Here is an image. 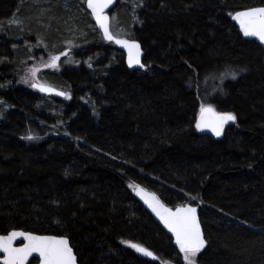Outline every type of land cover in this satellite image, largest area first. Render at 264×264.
Instances as JSON below:
<instances>
[{"label":"trees","instance_id":"1","mask_svg":"<svg viewBox=\"0 0 264 264\" xmlns=\"http://www.w3.org/2000/svg\"><path fill=\"white\" fill-rule=\"evenodd\" d=\"M259 6L117 0L111 21L141 45V71L103 40L85 0H0V235L66 236L78 264H185L134 198L140 185L198 206V264H264V49L231 22ZM34 48L90 63L39 73L66 101L23 82ZM209 103L237 116L219 140L195 129Z\"/></svg>","mask_w":264,"mask_h":264},{"label":"snow or ice","instance_id":"2","mask_svg":"<svg viewBox=\"0 0 264 264\" xmlns=\"http://www.w3.org/2000/svg\"><path fill=\"white\" fill-rule=\"evenodd\" d=\"M114 0H86L87 8L91 9L99 28L103 31V38L114 41L116 44L126 48L129 52V67L139 64L144 67L139 60L140 45L135 41L120 39L112 35L109 28V17L105 14V9L112 5ZM233 19L240 25V30L245 37H256L264 43V7H252L245 11H238L233 15ZM16 22V21H14ZM135 50L136 56H132ZM67 56V52L61 53ZM60 60V55H51L46 67H56ZM37 69L32 68L28 74L22 77L24 83H29L33 88H38L41 92L52 91L51 88L36 81ZM225 77L231 75L232 79L236 74L226 72ZM58 95H65L62 92ZM0 103H3L0 101ZM237 116L233 113L219 112L211 103L202 104L199 110V119L195 127L203 132L205 129L211 131L217 137L221 136L224 127L229 122L235 123ZM26 139H33L28 135ZM137 195L141 196L148 208L159 218L164 227L174 236L175 244L179 252L183 254L185 264H198V255L206 248L208 241L205 239L201 228V222L197 217V209L187 204H182L175 208L167 207L154 193H145L144 189H139ZM195 199V197H193ZM23 237L27 241L23 247H13V241ZM129 247L145 256L155 259L153 252L141 247L139 244L130 243ZM0 252L5 254L3 264H26V261L33 253H37L40 264H77V256L66 236H39L31 233L12 231L8 235L0 236Z\"/></svg>","mask_w":264,"mask_h":264},{"label":"water","instance_id":"3","mask_svg":"<svg viewBox=\"0 0 264 264\" xmlns=\"http://www.w3.org/2000/svg\"><path fill=\"white\" fill-rule=\"evenodd\" d=\"M116 5H117V0H114V2H113V4L112 5H110L109 6V8H107V9H105V14L106 15H108V17H109V28H110V19H111V13H112V11L115 9V7H116ZM259 7H264V6H259ZM85 8H86V10L88 11V13L90 14V17H91V19H92V21H93V23H94V25L96 26V28H97V30L99 31V33L102 35V38H103V31L99 28V25L97 24V22H96V20H95V18H94V16L91 14V9H88L87 8V3H86V0H85ZM252 8V7H251ZM248 9H250V8H248ZM245 10H247V9H243V10H239V11H245ZM236 12H238V11H236ZM236 12H234L232 15H231V22L236 26V28L238 29V32L240 33V35L244 38V39H248V40H255L256 41V43H258L263 49H264V43H261L260 41H259V39L258 38H256V37H245L244 36V34H243V32L240 30V25H239V23L236 21V20H234L233 19V15L236 13ZM110 32H111V29H110ZM112 33V32H111ZM112 35H113V33H112ZM115 36V35H114ZM116 37V36H115ZM117 38H120V37H117ZM120 39H126V38H120ZM103 40L105 41V42H112V43H114L115 45H116V47H117V49L121 52V53H123V56H124V58H125V63H126V65H127V67H128V69L129 70H141V71H146V69H147V67H146V65L144 64V51L142 50V48H141V45L139 44V42L138 41H136V40H130V39H128V40H130V41H135L136 43H138L139 45H140V50H139V60H140V63L141 64H143L144 65V67L143 68H141L140 66H139V64H134L132 67H129V64H128V60H129V52H128V50L126 49V48H123V47H121L120 45H118V44H116L114 41H108V40H106V39H104L103 38ZM132 56H136V52H135V50H133V52H132ZM41 84H43V83H41ZM44 85H46L47 87H49V88H51L52 89V91H49V92H41L38 88H33V89H35L36 91H38V92H40L42 95H44V96H56V97H59V98H64V96L65 95H58L57 93H59V92H62V93H64L63 91H61V90H59V89H57V88H55V87H53V86H51V85H48V84H44ZM65 94V93H64ZM228 113H230V112H228ZM199 119V112H198V115H197V118H196V122H197V120ZM196 122H195V124H196ZM232 124H234V123H232V122H229L228 124H226L225 125V127H224V130H223V133H224V131L230 126V125H232ZM195 129H196V127H195ZM196 131L200 134V135H203V136H208V137H210L212 140H219V139H221V137H222V135H223V133H222V135L221 136H219V137H217L216 135H214L211 131H208L207 129H205L203 132H201V131H199V130H197L196 129ZM144 189V191H145V193H149V194H151V193H153V192H151V191H149V190H147V189H145V188H143L142 186H140V185H137L134 189H133V196H134V198L138 201V203L152 216V218L154 219V221L163 229V231L172 239V241H173V245H174V247L177 249V251L179 252V248H178V246H176V244H175V238H174V236L164 227V225H163V223L159 220V218L155 215V213H153L152 211H151V209L150 208H148V206H147V204H145L144 203V200L143 199H141V196L140 195H137V192L139 191V189ZM155 194V193H154ZM156 195V194H155ZM157 196V195H156ZM157 198L159 199V197L157 196ZM162 203H164L161 199H159ZM165 204V203H164ZM166 205V204H165ZM187 205H189V204H187ZM167 207H170V206H168V205H166ZM190 206H192V205H190ZM177 207V206H176ZM192 207H195L196 209H197V217H198V219H199V213H198V206H192ZM173 208V207H172ZM175 208V207H174ZM202 228V227H201ZM13 231H18V232H24V231H21V230H13ZM12 231H10L9 233H7V234H2V235H0V236H4V235H8V234H10ZM25 233H28V232H25ZM32 234V233H31ZM33 235H37V234H33ZM39 236H46V235H39ZM47 236H56V235H47ZM57 237H61V236H57ZM27 243V241L26 240H24L23 239V237H18V238H16L14 241H13V247H23L24 246V244H26ZM71 245V244H70ZM74 251V250H73ZM137 252V251H136ZM140 256H141V258H144V259H147V260H153V261H156L157 260V258H156V256H155V259H153L152 257H148V256H145V255H143L142 253H139V252H137ZM179 254L182 256V258H183V254L182 253H180L179 252ZM4 257H5V254L3 253V252H0V264H3V260H4ZM32 260H37V263L36 264H40V259H39V257H38V254L37 253H33L32 254V256H30L29 258H28V260L26 261V264H30V262L32 261ZM77 264H78V261H77Z\"/></svg>","mask_w":264,"mask_h":264},{"label":"rangeland","instance_id":"4","mask_svg":"<svg viewBox=\"0 0 264 264\" xmlns=\"http://www.w3.org/2000/svg\"><path fill=\"white\" fill-rule=\"evenodd\" d=\"M110 27H111V32L113 33V35H115L116 37H123L124 38L123 35L125 34V31L122 27H120L118 25L115 18L113 19V21L110 22ZM69 46H70V43H67V47H69ZM36 52L39 53V56H37V59L34 60V54ZM46 52H48V51H46ZM64 52H67L68 55L64 56V55H61V53L48 52V54L45 56L44 54H41V52H38V50H36V48H34L30 51L29 58L33 61V64L30 66H31V68L37 69L36 78H35L37 80V82L43 83V84H48L47 82L38 81L39 73L41 71H44V70H52V71L56 70L61 66V64H63V62L65 64L71 65L73 67H78L80 65V63L86 64V66H90V63H87V60H82V61L76 60V59H74V57H72L69 54L68 50H65ZM49 53H52V54H49ZM62 53H63V51H62ZM51 55H60V60L57 62L56 67H46L45 66L50 61ZM67 99H68V97L65 96L63 98V101H66Z\"/></svg>","mask_w":264,"mask_h":264},{"label":"bare ground","instance_id":"5","mask_svg":"<svg viewBox=\"0 0 264 264\" xmlns=\"http://www.w3.org/2000/svg\"><path fill=\"white\" fill-rule=\"evenodd\" d=\"M84 23V22H83Z\"/></svg>","mask_w":264,"mask_h":264}]
</instances>
